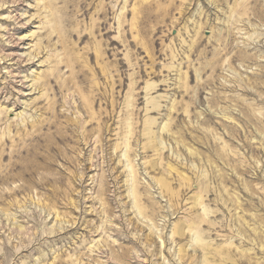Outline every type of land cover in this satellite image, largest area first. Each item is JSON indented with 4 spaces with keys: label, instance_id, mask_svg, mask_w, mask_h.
<instances>
[{
    "label": "rangeland",
    "instance_id": "374dc122",
    "mask_svg": "<svg viewBox=\"0 0 264 264\" xmlns=\"http://www.w3.org/2000/svg\"><path fill=\"white\" fill-rule=\"evenodd\" d=\"M0 264H264V0H0Z\"/></svg>",
    "mask_w": 264,
    "mask_h": 264
},
{
    "label": "bare ground",
    "instance_id": "6f19581e",
    "mask_svg": "<svg viewBox=\"0 0 264 264\" xmlns=\"http://www.w3.org/2000/svg\"><path fill=\"white\" fill-rule=\"evenodd\" d=\"M163 185V184H162Z\"/></svg>",
    "mask_w": 264,
    "mask_h": 264
}]
</instances>
